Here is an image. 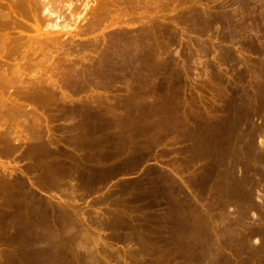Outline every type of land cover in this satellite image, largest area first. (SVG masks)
<instances>
[{"label": "rangeland", "instance_id": "1", "mask_svg": "<svg viewBox=\"0 0 264 264\" xmlns=\"http://www.w3.org/2000/svg\"><path fill=\"white\" fill-rule=\"evenodd\" d=\"M110 1L91 31L23 14L14 48L41 59L8 66L18 55L24 84L51 74L73 102L0 109V264H264V0Z\"/></svg>", "mask_w": 264, "mask_h": 264}, {"label": "bare ground", "instance_id": "2", "mask_svg": "<svg viewBox=\"0 0 264 264\" xmlns=\"http://www.w3.org/2000/svg\"><path fill=\"white\" fill-rule=\"evenodd\" d=\"M114 1V0H113ZM117 1V0H116ZM119 1V0H118ZM130 1V0H129ZM135 1V0H134ZM134 1L132 0V2H133V4H136V1H135V3H134ZM141 1V0H140ZM139 1V2H140ZM92 2H94V1H92ZM91 2V3H92ZM96 2V1H95ZM121 2V1H120ZM125 2V1H124ZM126 2H128V1H126ZM142 2V1H141ZM146 2V1H145ZM112 3V4H111ZM116 3V2H115ZM115 3H113V2H111L110 0H100V2L98 1V5L96 4L95 6H91L90 5V3H89V0H0V87L1 88H3V87H5L6 86V88H8L9 86L10 87H12L13 88V92L15 93V95H16V97L17 98H15V101L13 100L12 101V99H10L9 97H7V95H6V98H4V99H2L1 98V95H0V109L2 110L4 107H12V108H16V109H20V108H22V107H25V106H27V105H25L24 104V102H26V103H29V104H32V103H34L35 104V107L38 105V106H49L48 104H49V102L51 101V100H54L55 102L56 101H59L60 99H70V96L67 94V93H65V92H63V90H62V92L63 93H61L63 96H62V98H58L57 97V95L55 94V90L56 89H60V85H59V80H57V79H52L51 78V74H50V72H52L51 70H49L50 72L48 73V74H50V75H48V76H46V78H43L42 76H38V77H40V79H38V77H37V75L34 73L32 76H33V79H31L30 81H29V83H27V84H24V80H23V78H22V75L23 74H26V73H22V70H23V72H24V70L26 69V67H27V65L26 66H24V67H22V62H20L21 60V58L24 60V58L26 57L25 55H28V54H30L29 52L27 53V50H26V48L28 49V51L31 49V47H34V45L32 46L31 45V47L28 45L27 46V44H26V48L24 49V51H22V50H20V52L22 51V52H24V54L22 53V55L21 54H19V53H17L16 51H18L19 49H22V47L21 48H17V49H15L16 48V44H17V42H18V40L19 39H21L22 38V36H23V34H26V33H23L22 34V36L20 35L21 34V29L23 30V29H27V27H30V26H28L29 24H28V22H27V20L24 18V15H25V12H30V13H33L32 15H31V17H32V19H34V21H35V24L36 25H39L38 24V21H37V19L38 18H36V15L38 16V13L35 15V13H36V11H35V9H39L40 8V10H38L37 9V11H40L41 13L40 14H43L45 17H46V15H48L47 17H49L50 19H51V23H50V25H48V23H47V20L46 19H48L47 17L42 21V22H40L41 24H43L44 23V25H45V27H50L51 29H53V28H55V30L56 29H63V28H69V29H71L70 27H72V26H74V25H80L79 23H81L82 21H85V20H88L87 18H89V17H87V15L88 14H94L95 15V17L98 19V17L99 16H101L102 14L101 13H103V17L105 16V15H108L107 13L109 12L110 13V11H108V9H110V4H111V6L113 7L112 9H114L117 5V3L115 4ZM123 3V2H122ZM138 3V2H137ZM116 6H115V5ZM121 4V3H120ZM120 4H118V5H120ZM126 4V3H125ZM124 4V5H125ZM132 4V5H133ZM139 4H141V3H139ZM143 4H144V2H143ZM147 4V3H146ZM127 5L129 6V2L127 3ZM127 5L126 6H124V8L125 7H127ZM132 5H131V7H132ZM138 5V4H137ZM142 5V4H141ZM150 5V4H149ZM148 5V6H149ZM34 6V7H33ZM36 6V7H35ZM134 6V5H133ZM136 6V5H135ZM144 6V5H143ZM148 6H146V7H148ZM81 7V8H80ZM118 7V6H117ZM121 6H119V8H120ZM123 7V6H122ZM140 7V6H139ZM145 7V8H146ZM150 7V6H149ZM35 8V9H34ZM128 8V7H127ZM127 8H125L126 10H128ZM133 8V7H132ZM136 8V10H137V6L135 7ZM143 8V7H142ZM62 9H64L65 11L67 10L68 11V13H65L63 16L61 15V14H59L58 12H60ZM118 9V8H117ZM120 9H122V8H120ZM131 9V8H130ZM129 9V10H130ZM140 9H141V7H140ZM35 11V13L33 12V11ZM108 11L107 13H105V11ZM111 10V9H110ZM119 10V9H118ZM117 10V11H118ZM135 10V9H134ZM66 11V12H67ZM113 11V10H112ZM116 11V12H117ZM121 11V10H120ZM142 11V10H141ZM144 11V10H143ZM28 12V13H29ZM114 12H115V10H114ZM146 12H148V11H146ZM62 13H64L63 11H62ZM113 13V12H112ZM120 13V12H119ZM125 13V12H124ZM127 13V12H126ZM149 13V12H148ZM24 14V15H23ZM91 14V15H92ZM100 14V15H99ZM105 14V15H104ZM118 14V13H117ZM122 14V13H121ZM54 17H53V16ZM97 15V16H96ZM99 15V16H98ZM26 16V15H25ZM28 16V15H27ZM40 16V15H39ZM38 16V17H39ZM61 16H62V20L60 19L61 18ZM93 16V15H92ZM109 16V15H108ZM107 16V17H108ZM115 16V15H114ZM147 16V15H146ZM43 17V16H42ZM51 17H53V18H51ZM39 18H41V17H39ZM94 18V17H93ZM93 18H91L92 19V21H93V23H95L94 22V20H93ZM95 18V21L97 20ZM106 20H107V18L106 17H104ZM113 18V17H112ZM91 19L89 18V20H88V22H83V23H85V27H87L88 26V23L91 21ZM105 19L103 20L102 18H100L99 17V19L97 20L98 22V25H99V20H101L100 22H105ZM120 19V18H119ZM118 19V20H119ZM29 20V19H28ZM39 20V19H38ZM46 20V21H45ZM59 20H61V23H59V22H57V21H59ZM112 20H114V18L112 19ZM121 20V19H120ZM116 21V20H115ZM45 22L47 23V25L45 24ZM63 22V23H62ZM107 22H109L108 20H107ZM120 22V21H119ZM160 22V21H159ZM158 22V23H159ZM115 23H117V22H115ZM62 24V25H61ZM90 25L88 26V28L92 25V22L91 23H89ZM102 24H104V23H102ZM31 25V24H30ZM93 25H95V24H93ZM111 25V24H110ZM114 25V24H113ZM40 26V25H39ZM32 27V26H31ZM48 27V28H49ZM83 27H84V25H83ZM148 27V26H147ZM34 28V27H33ZM40 28V27H39ZM43 28H44V26H43ZM49 28V29H50ZM78 28H79V26H78ZM159 28V27H158ZM36 29V28H35ZM42 29V28H41ZM45 29V28H44ZM58 29V30H59ZM68 29V30H69ZM85 29V28H84ZM90 29V31H91V29H93V27H90L89 28ZM37 30H40V29H37ZM54 30V31H55ZM57 30V31H58ZM86 30V29H85ZM147 30V29H146ZM149 30V29H148ZM151 30V29H150ZM27 31H29V29L27 30ZM45 31V30H44ZM51 31V30H50ZM53 31V30H52ZM51 31V32H52ZM79 31V30H78ZM154 31V30H153ZM24 32H25V30H24ZM51 32H47V33H51ZM73 32V31H72ZM85 32V31H84ZM15 33V35H12V34H14ZM38 33V32H37ZM36 33V34H37ZM53 33V32H52ZM75 33V32H74ZM80 33V32H79ZM90 32H88V34H89ZM17 34H18V36H17ZM40 34V33H39ZM43 34L45 35V33H42L41 32V34L40 35H42L43 36ZM65 34H67V33H65ZM78 34V33H77ZM92 34V33H91ZM62 35V34H61ZM154 35V34H153ZM24 36H27V34L26 35H24ZM29 36V35H28ZM31 36V35H30ZM35 36H38V34L37 35H35ZM52 36V35H51ZM57 37H55L54 35L50 38V34H49V38H47L46 40H45V37H41V39H43L44 38V40L46 41V42H48V41H50V43L52 42H54L53 44H55V43H57L56 41H58V40H60L59 42H61L62 41V39H65L66 37H68L69 38V36L67 35V36H64L65 38H63V36H62V39H60V36L59 35H56ZM82 36V35H81ZM21 37V38H20ZM27 38V37H26ZM34 39L33 38V36H31L30 38H27L28 39V41H32V39ZM71 38V37H70ZM38 40V38H35L33 41H35V40ZM40 39V40H41ZM67 39V38H66ZM138 39V38H137ZM37 40H36V42L35 43H37ZM48 40V41H47ZM27 40L25 41V42H28ZM39 41V40H38ZM69 41V40H68ZM73 41V40H72ZM22 41L20 40V42L19 43H21ZM43 42V41H42ZM46 42H43V44L44 43H46ZM63 42V41H62ZM74 42V41H73ZM149 42V41H148ZM31 43H33V42H31ZM39 43V42H38ZM49 43V42H48ZM49 43V44H50ZM64 43H66V40H65V42ZM156 43V42H155ZM23 44H24V41H23ZM29 44V43H28ZM58 44V43H57ZM66 44H68V43H66ZM20 45V44H19ZM38 45V44H37ZM40 45V44H39ZM47 45V44H46ZM59 45V44H58ZM57 45V46H58ZM60 45H62V44H60ZM198 45V44H197ZM36 46V45H35ZM54 46H56V45H54ZM56 46V47H57ZM63 46V45H62ZM70 46V45H69ZM164 46V45H163ZM15 47V48H14ZM19 47V46H18ZM24 47V46H23ZM28 47H30V49L28 48ZM38 47V46H37ZM36 47V48H37ZM158 47V46H157ZM168 47V46H167ZM42 48V47H41ZM45 48H48V47H45ZM54 48V47H53ZM34 49H35V47H34ZM34 49H32L31 50V52L33 53V50ZM49 49V48H48ZM47 49V50H48ZM65 49H67V48H65ZM64 49V50H65ZM73 49V48H72ZM159 49V48H158ZM157 49V50H158ZM15 50V51H14ZM35 50H37V49H35ZM43 50V49H42ZM53 50V49H52ZM161 50V49H160ZM58 51V50H57ZM14 52H16V54H18V55H20V56H22V57H20V61H14L17 57H19L18 55L16 56H14V60H12L13 61V64H11V66H8V65H10L9 63L10 62H8V59H6V58H9V57H11L12 55H13V53ZM35 52V51H34ZM42 52V51H41ZM53 52H55V51H53ZM52 52V53H53ZM160 52V51H159ZM164 52V51H163ZM166 52V51H165ZM36 53H38L37 51H36ZM36 53H33L34 55L36 54ZM154 53V52H153ZM167 53V52H166ZM15 54V53H14ZM33 54L32 55H28L30 58H31V56H33ZM38 54H40V53H38ZM37 54V55H38ZM43 54V53H42ZM161 54H162V52H161ZM37 55L35 56L36 57V60H37ZM52 55V54H51ZM50 55V56H51ZM39 56V55H38ZM44 56V55H43ZM160 56V55H159ZM197 56V55H196ZM28 57V58H29ZM35 57H32L33 59L35 58ZM40 57V56H39ZM42 57V56H41ZM49 57V56H48ZM11 58H13V56L11 57ZM10 58V59H11ZM32 58L31 59H27V57L25 58V62L27 61V60H31L32 61ZM44 58H46V56L44 57ZM70 58V57H69ZM39 59H41V58H39ZM38 59V60H39ZM209 59V58H208ZM7 60V61H6ZM37 60V61H38ZM155 60V59H154ZM157 60H158V58H157ZM163 60V59H162ZM51 61V60H50ZM59 61V60H58ZM24 62V63H25ZM60 62V61H59ZM73 62V61H72ZM156 61H154V63H155ZM158 62V61H157ZM23 63V64H24ZM26 63H29L28 61L26 62ZM32 63H34V62H32ZM39 63H40V61H39ZM39 63H36L35 65L37 66V64H39ZM46 63V62H45ZM50 63V62H49ZM56 63V62H55ZM58 63V62H57ZM75 63V62H74ZM160 63V62H159ZM29 64H31V62L29 63ZM59 64V63H58ZM57 64V65H58ZM151 64V63H150ZM33 66H34V64H32ZM32 65H29V66H32ZM41 65L43 66V64L41 63ZM44 65H46V64H44ZM50 65V64H49ZM53 65V63L51 64V66ZM56 65V66H57ZM73 65V64H72ZM161 65V64H160ZM56 66H54L53 65V68L55 67L56 68ZM147 66V65H146ZM11 67H13V68H11L12 70L9 72L8 70H10V68ZM49 68H50V66H48ZM57 67H59V66H57ZM150 67V66H149ZM155 67V66H154ZM23 68H25V69H23ZM31 68V67H30ZM44 68V67H43ZM54 68V69H55ZM69 68V67H68ZM157 68V67H156ZM34 69H39V68H34ZM52 69V68H51ZM64 69V68H63ZM27 70V69H26ZM26 70H25V72H26ZM40 70V69H39ZM38 70V71H39ZM141 70V69H140ZM144 70V69H143ZM142 70V71H143ZM156 70V69H155ZM186 70V69H185ZM32 71V70H31ZM45 71V70H44ZM43 71V72H44ZM76 71V70H75ZM139 71V70H138ZM74 72V71H73ZM145 72V71H144ZM159 72V71H158ZM39 73V72H38ZM67 73V72H66ZM152 73V72H151ZM12 74H14V75H12ZM133 74V73H132ZM35 75V76H34ZM83 75V74H82ZM26 77V75H23V77ZM32 76H31V78H32ZM56 76H57V74H56ZM34 77H36V78H34ZM41 77L43 78V79H41ZM88 77V76H87ZM120 77V76H119ZM64 78V77H63ZM25 79V78H24ZM129 81V80H128ZM127 81V82H128ZM194 81V80H193ZM154 82V81H153ZM125 83V82H124ZM123 84V83H122ZM166 84V83H165ZM117 85H118V83H117ZM129 85V84H128ZM8 86V87H7ZM9 87V88H10ZM139 87V86H138ZM12 88H11V91H12ZM5 89V88H4ZM196 89V88H195ZM7 90H9V89H7ZM153 90V89H152ZM0 91H2V90H0ZM56 91H58V90H56ZM98 92V91H97ZM106 92V91H105ZM127 92V91H126ZM8 93H10L9 91L7 92V94ZM133 93V92H132ZM0 94H2V92L0 93ZM141 95V94H140ZM149 95V94H148ZM4 95H2V97H3ZM56 96V97H55ZM96 96V95H95ZM139 96V95H138ZM97 97V96H96ZM103 97V96H102ZM21 100H19V99ZM145 98V97H144ZM9 99V100H8ZM19 100V101H18ZM63 100V101H64ZM66 100V101H67ZM107 100V99H106ZM155 100V99H154ZM53 101V102H54ZM62 101V100H61ZM70 101H72V98H71V100H68V102H70ZM149 101V100H148ZM13 102H15V103H13ZM32 102V103H31ZM55 102H54V104H55ZM73 102V101H72ZM109 102V101H108ZM57 103H59V102H57ZM56 103V104H57ZM113 103V102H112ZM37 104V105H36ZM70 104V103H69ZM86 104V103H85ZM21 105H23V106H21ZM14 106H16V107H14ZM152 105H150V107H151ZM155 106H156V104H155ZM35 107H33L32 109H34L33 111H34V115L36 116V114H35V111H37L36 110V108ZM43 108V107H42ZM105 108V107H104ZM111 108V107H110ZM161 108V107H160ZM7 109V108H6ZM11 109V108H10ZM38 109V108H37ZM112 109V108H111ZM148 109V108H147ZM146 109V110H147ZM150 109V108H149ZM155 109V108H154ZM158 109V108H157ZM164 108H162V110H163ZM12 111H13V109H11ZM22 109H20V111H21ZM107 110V109H106ZM115 110V109H114ZM119 110V109H118ZM159 110V109H158ZM182 110V109H181ZM17 111V110H16ZM15 111V113L17 114V112ZM121 111V110H120ZM135 111V110H134ZM164 111V110H163ZM166 111V110H165ZM164 111V112H165ZM170 111H172V110H170ZM189 111V110H188ZM1 112V111H0ZM8 112H10V111H8ZM19 112V111H18ZM29 112V111H28ZM105 112V111H104ZM115 112H117L116 110H115ZM114 111H113V113H115ZM135 112H137V111H135ZM147 112V111H146ZM148 112H150V111H148ZM162 112V111H161ZM167 112H169V111H167ZM14 112L12 113L11 112V114H15ZM22 113V112H21ZM21 113H19V114H21ZM37 113V112H36ZM112 113V114H113ZM119 113V112H118ZM117 113V114H118ZM122 113V112H121ZM139 113V112H138ZM177 114L179 113V112H176ZM15 114V115H16ZM18 114V115H19ZM23 114V113H22ZM21 114V115H22ZM25 114H26V112H25ZM41 114V113H40ZM105 114H107V113H105ZM123 114V113H122ZM147 114V113H146ZM157 114V113H156ZM156 114H154L155 116H156V118H157V116L158 115H156ZM163 112H162V117H163ZM166 114H168V113H166L165 112V116H166ZM24 115V114H23ZM29 115V114H28ZM109 115H111V114H109ZM149 115V114H148ZM154 115H152L151 117H153ZM160 116H161V114H159ZM30 116V115H29ZM32 116V115H31ZM144 116H146V115H144ZM170 116V115H169ZM172 116V115H171ZM182 116V115H181ZM0 117H1V115H0ZM24 117L26 118V116L24 115ZM112 117V116H111ZM113 117H115V114H114V116ZM119 117V116H118ZM141 117V116H140ZM184 117V116H183ZM34 118V117H33ZM33 118H29V119H33ZM36 118L37 117H35L34 119L36 120ZM41 118V117H40ZM44 118V117H43ZM130 118V117H129ZM138 118V117H137ZM143 118V117H142ZM177 118V117H176ZM214 118V117H213ZM160 119V118H159ZM159 119H158V122H159ZM45 120V119H44ZM75 120V119H74ZM152 120V119H151ZM162 120V119H161ZM167 120V119H166ZM169 120V119H168ZM121 121V120H120ZM153 121H154V119H153ZM186 121V120H185ZM46 122H48L47 120H46ZM73 122V121H72ZM151 122V121H150ZM155 122V121H154ZM153 122V123H154ZM166 122V121H165ZM169 122V121H168ZM174 122V121H173ZM140 123V122H139ZM143 123V122H142ZM146 123V122H145ZM234 123V122H233ZM232 123V124H233ZM35 124V123H34ZM37 124V123H36ZM158 124V123H157ZM186 124V123H185ZM184 124V125H185ZM33 125V124H32ZM39 125V124H38ZM116 125V124H115ZM162 125V124H161ZM176 125H178V124H176ZM114 126V125H113ZM147 126V125H146ZM156 126H158V125H156ZM35 127V126H34ZM128 127V126H127ZM173 127V126H172ZM234 127V126H233ZM37 128V127H36ZM125 128V127H124ZM141 128V127H140ZM210 128V127H209ZM111 129V128H110ZM204 129V128H203ZM49 130V129H48ZM156 130H157V127H156ZM163 130V129H162ZM214 130V129H213ZM111 131V130H110ZM215 131H216V133H218V134H215V137L216 138H218V136H219V134H221L222 135V133L224 132V130H223V126L221 127L220 125H218V127H217V129H215ZM221 131V132H220ZM49 132V131H48ZM112 133V132H111ZM152 133H153V131H152ZM210 133H212L213 134V131L212 132H210ZM209 132H208V136H213L212 134H210ZM115 134H117V133H115ZM210 134V135H209ZM123 135V134H122ZM127 134H125V136H126ZM154 135V134H153ZM217 135V136H216ZM8 136H9V134H8ZM130 136V135H129ZM9 137H11V136H9ZM147 137V136H146ZM214 137V138H215ZM47 138H49V136L47 137ZM142 138H144V137H142ZM155 138H157V137H155ZM198 138V137H197ZM209 138V137H208ZM220 138V137H219ZM235 138V137H234ZM19 139V138H18ZM129 141V140H128ZM51 143V142H50ZM130 151V150H129ZM110 161V160H109ZM2 166V165H1ZM105 166V165H104ZM4 168V167H3ZM6 169V168H5ZM201 169V168H200ZM69 171V170H68ZM8 173V172H7ZM46 173V172H45ZM172 174V173H171ZM68 175V174H67ZM60 178V177H59ZM53 180V179H52ZM59 180V179H58ZM57 180V181H58ZM62 180V179H61ZM74 181V180H73ZM51 182V181H50ZM59 182L61 183V181L59 180ZM59 182H57V183H59ZM25 183V182H24ZM69 183V182H68ZM23 184V183H22ZM31 184V183H30ZM45 184V183H44ZM71 184V183H70ZM25 184H23V186H24ZM64 185V184H63ZM66 185V184H65ZM68 186V185H67ZM13 187V186H12ZM56 187V186H55ZM60 187V186H59ZM62 187V186H61ZM61 187H60V189H61ZM27 188V187H26ZM73 188V187H72ZM78 188V187H77ZM52 189V188H51ZM57 189V188H56ZM62 189H64V188H62ZM66 190V189H65ZM65 190H63V191H65ZM14 191V190H13ZM73 191V190H72ZM24 194V193H23ZM65 194H67V193H65ZM77 194V193H76ZM70 195V194H69ZM61 198V197H60ZM62 199V198H61ZM61 199H58V200H60L61 201ZM72 199H73V197H72ZM54 201V200H53ZM72 201V200H71ZM57 202H59V201H57ZM70 202V201H69ZM68 203V202H67ZM59 206V205H58ZM60 206H62L61 204H60ZM57 207V206H56ZM45 208V207H44ZM62 209H63V207H62ZM62 209L60 208V210L62 211ZM65 209V208H64ZM53 210V209H52ZM51 210V211H52ZM60 210H59V212H60ZM188 210V209H187ZM190 211V210H189ZM58 212V211H57ZM64 212H65V210H64ZM63 212V213H64ZM69 212V211H68ZM51 214V213H50ZM61 214V213H60ZM69 214V213H68ZM44 215V214H43ZM45 215H47V214H45ZM62 215V214H61ZM64 215L66 216V214L64 213ZM57 216V215H56ZM49 218H51L52 219V217H49ZM59 218V217H58ZM65 218V217H64ZM116 218V217H115ZM209 220V219H208ZM52 221V220H51ZM61 223L63 224V218L61 219ZM65 221H67L68 222V220H65ZM184 221V220H183ZM53 222V221H52ZM67 222H65L62 226L64 227V225L67 223ZM178 222V221H177ZM181 222V221H180ZM195 222V221H194ZM51 223V222H50ZM54 223V222H53ZM52 224V223H51ZM133 224V223H132ZM198 224V223H197ZM54 225V224H53ZM61 225H60V228H61ZM67 225H68V223H67ZM180 225H182V224H180ZM179 225V226H180ZM55 226V225H54ZM195 226V225H194ZM65 228V227H64ZM68 228V227H67ZM11 229V228H10ZM36 229H37V225H35V227H34V230L36 231ZM49 229V228H48ZM203 229V228H202ZM39 230V229H38ZM45 230V229H44ZM46 230H47V228H46ZM52 230V232H53V229H51ZM50 230V231H51ZM41 231H43V230H41ZM49 231V232H50ZM208 231V230H207ZM47 232V231H46ZM54 232H56V231H54ZM71 232V231H70ZM84 232H86V231H84ZM44 233V232H43ZM233 233V232H232ZM49 235V234H48ZM140 235V234H139ZM217 236V235H216ZM228 236V235H227ZM32 237H34V239L36 238V234H34ZM18 238V237H17ZM16 238V239H17ZM45 238H47V237H45ZM20 241V242H19ZM44 241V240H43ZM60 241V240H59ZM97 241V240H96ZM210 241V240H209ZM214 241V240H213ZM17 242V244H15L14 245V249H13V258L14 259H16V261L18 262H21L22 260L21 259H23L24 258V256H25V258H26V255H27V252H28V248H27V242H26V240L24 239H19L18 241H16ZM19 242V243H18ZM35 242L36 241H32L31 243H32V247H33V249L35 250L36 249V246L35 245H37V244H35ZM58 242V241H57ZM225 242V241H224ZM38 243V242H37ZM41 243V242H40ZM39 243V244H40ZM207 243V242H206ZM240 243H241V241H240ZM38 244V245H39ZM44 243H41L40 245H43ZM63 244V243H62ZM96 244V243H95ZM55 245V244H54ZM56 246V245H55ZM62 246V245H61ZM38 247V246H37ZM49 247H51L50 245L48 246V248ZM69 248V247H68ZM167 249V248H166ZM11 250H12V248H11ZM80 251V250H79ZM36 252V251H35ZM56 252V251H55ZM54 252V253H55ZM65 252V251H64ZM69 252V251H68ZM83 252H85V251H83ZM153 251H151V253H152ZM155 252V251H154ZM74 253V252H73ZM77 253V252H76ZM76 253H75V255H76ZM99 253V252H98ZM146 253V252H145ZM83 254H85V253H83ZM132 254V253H131ZM140 254H141V252H140ZM139 254V255H140ZM230 254V253H229ZM73 255V254H72ZM139 255H137V257L139 256ZM204 255V254H203ZM74 256V255H73ZM77 256H78V254H77ZM167 256V255H166ZM75 257V256H74ZM73 257V258H74ZM114 257V256H113ZM136 257V258H137ZM147 257V256H146ZM115 258V257H114ZM132 258V257H131ZM151 258V257H150ZM158 257H156V259H157ZM207 258V257H206ZM232 258V257H231ZM42 259V258H41ZM66 259V258H65ZM155 259V258H154ZM155 259V260H156ZM70 260V259H69ZM73 260V259H72ZM95 260V259H94ZM160 260V259H159ZM1 261V260H0ZM179 261V260H178ZM75 262V261H74ZM177 262V261H176ZM92 263V262H91ZM190 263V262H189ZM87 264V263H86ZM98 264H100V263H98Z\"/></svg>", "mask_w": 264, "mask_h": 264}]
</instances>
